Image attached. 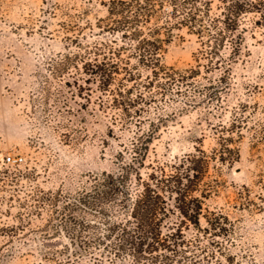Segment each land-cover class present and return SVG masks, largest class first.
<instances>
[{
	"label": "rangeland",
	"instance_id": "374dc122",
	"mask_svg": "<svg viewBox=\"0 0 264 264\" xmlns=\"http://www.w3.org/2000/svg\"><path fill=\"white\" fill-rule=\"evenodd\" d=\"M107 1L0 0V167L8 169L0 180V264H56L42 258L44 246L78 249L79 239L66 236L65 221L57 213L25 216L28 231L52 215L56 232L49 241L35 233L6 235L19 211H25L16 198L50 190L57 193L60 210L64 195L84 189L88 173L115 167V152L137 129L134 124L121 128L111 123L112 118L119 120V111L110 107L111 95L100 94L95 83L90 85V101L84 99V44L118 38L98 26L106 23ZM257 18L249 13L243 19L246 30L229 84L218 82L221 70L216 69L166 94L153 87L149 92L155 98L140 117L143 126L158 116L165 120L148 160L168 161L195 146L212 155L219 136L227 134L222 125L234 121L241 126L240 134L233 135L239 160L229 166L211 159L205 178L219 186L204 206L222 210L233 223L226 248L211 264H264V23H255ZM199 46L186 28L177 30L165 44L163 62L177 68L195 65L193 54ZM229 52V47L224 49V55ZM209 78L212 90L219 91L211 100L209 90L203 89ZM188 99L196 104L185 105ZM18 169L27 176L14 183L9 175ZM75 229L84 234V225ZM77 264L95 263L81 256Z\"/></svg>",
	"mask_w": 264,
	"mask_h": 264
},
{
	"label": "trees",
	"instance_id": "16d2710c",
	"mask_svg": "<svg viewBox=\"0 0 264 264\" xmlns=\"http://www.w3.org/2000/svg\"><path fill=\"white\" fill-rule=\"evenodd\" d=\"M216 1L215 6L214 0L106 2V23L98 22V26L118 38L84 44V99L90 101V85L95 83L100 94L111 95L109 105L119 111V120L112 118L111 123L121 128L134 124L137 129L115 152V167L88 173L84 189L75 196L64 195L60 210L57 193L50 190L37 189L22 200L16 198L25 211H19L17 223L7 227L6 235L35 233L43 242L49 241L56 232L52 215L37 229H24L30 224L25 216L41 218L43 212H50L61 215L66 236L80 242L71 251L44 246L42 258L56 264H77L81 256L95 264H211L219 260L233 223L222 210L204 206L219 186L216 180L205 178L211 159L229 166L239 160L233 135L240 134L241 126L234 121L222 125L227 134L219 136L212 155L195 146L192 152L160 161L148 160V155L165 120L158 116L140 125L141 114L155 98L149 92L153 87L166 94L171 87L181 89L216 69L221 70L218 82L229 84L231 65L240 56L246 30L243 19L255 13V23H264V0ZM183 28L199 39L193 54L196 64L185 68L166 65L162 59L165 44ZM227 47L230 52L224 55ZM208 81L203 89L209 90L211 100L219 91L212 90L213 80ZM184 104L193 106L196 100ZM7 174L8 169L0 167V180ZM23 176L27 173L19 169L9 175L14 183ZM78 225H84V234L76 231Z\"/></svg>",
	"mask_w": 264,
	"mask_h": 264
},
{
	"label": "built area",
	"instance_id": "2783aa9c",
	"mask_svg": "<svg viewBox=\"0 0 264 264\" xmlns=\"http://www.w3.org/2000/svg\"><path fill=\"white\" fill-rule=\"evenodd\" d=\"M7 159H8V160H10V159H11V156H10V155H8V156H7Z\"/></svg>",
	"mask_w": 264,
	"mask_h": 264
}]
</instances>
